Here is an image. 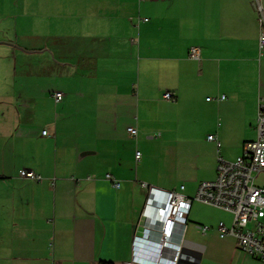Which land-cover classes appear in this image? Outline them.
Wrapping results in <instances>:
<instances>
[{
	"label": "crops",
	"instance_id": "0c3cea01",
	"mask_svg": "<svg viewBox=\"0 0 264 264\" xmlns=\"http://www.w3.org/2000/svg\"><path fill=\"white\" fill-rule=\"evenodd\" d=\"M151 31L158 32L154 49ZM259 36L254 0H0V41L25 50L0 45L15 61L17 52L46 56L43 69L26 78L60 81L46 90L18 85L15 66L0 71V264L130 263L146 199L141 183L183 186L193 197L201 182L215 179L219 158L234 162L257 140ZM192 47L199 62L188 57ZM153 50L158 114L146 118L142 105L156 109L140 98V65L157 59ZM55 92L64 95L59 103ZM99 110L105 119H97ZM179 139L186 142L181 150ZM22 170L42 181L20 178ZM194 204L179 264H204L185 246L190 230L210 233L206 249H239L234 238L218 237L219 223L230 226L232 215L219 209L224 215L203 235L197 226L207 225L190 221ZM235 264L263 263L244 254Z\"/></svg>",
	"mask_w": 264,
	"mask_h": 264
},
{
	"label": "built area",
	"instance_id": "2783aa9c",
	"mask_svg": "<svg viewBox=\"0 0 264 264\" xmlns=\"http://www.w3.org/2000/svg\"><path fill=\"white\" fill-rule=\"evenodd\" d=\"M262 0H254V8L260 22L259 49H264V7ZM188 57L200 61V50L192 47ZM56 103L63 100L60 92L53 93ZM222 96L221 99H224ZM164 99L173 100L171 93ZM258 137L256 141L244 144L241 155L234 162L218 159L216 177L212 181L201 182L193 197H186L182 191L164 190L141 183L146 190V199L141 211L139 230L132 240V259L126 264H179L182 257L183 242L187 232L188 216L193 202L214 207L232 215L230 226L219 223L218 236L221 239L231 237L237 242L239 250L264 264V186L256 183V177L264 172V98L258 99ZM131 137H136L135 128H128ZM46 135V131L43 132ZM159 134L147 137L156 139ZM208 141L216 142L214 135ZM136 153V160H140ZM19 177L42 181V177L29 170L19 172ZM105 179L116 189L121 181L111 174ZM203 234L208 227L197 226Z\"/></svg>",
	"mask_w": 264,
	"mask_h": 264
},
{
	"label": "rangeland",
	"instance_id": "374dc122",
	"mask_svg": "<svg viewBox=\"0 0 264 264\" xmlns=\"http://www.w3.org/2000/svg\"><path fill=\"white\" fill-rule=\"evenodd\" d=\"M152 33L151 39L148 40L147 38V45L150 44L149 47L154 46L151 43L158 44V32L151 31ZM147 47V49H149ZM18 58L16 61L13 59L11 51L9 48L0 45V56H7V58L3 59L0 57V71L3 72L4 70L11 72V68L14 66L16 67V73L18 74V85L24 83L26 85L45 88L46 90H52L55 87L60 85L59 78L57 76L52 75L51 77L46 76V74H40L36 77L26 78V72H36L43 69V65L45 64V57L42 55H35V56H23L20 53H16ZM153 58H157L155 60L147 59L141 62L140 69H141V91H140V98L143 101L146 98V103L151 104L152 108L154 107L156 111H149L148 109L143 111L142 105V114L145 115L146 118H152V114H158V55L153 50L151 53ZM149 57V56H148ZM25 76V77H22ZM13 83V79L11 78H4L2 84L6 86H10ZM47 103L46 99L41 100V102ZM52 111V109H51ZM44 110L39 112V118L44 114ZM97 119H105V116L102 115L104 111H95ZM73 114V113H72ZM84 116L87 117L86 111H84ZM177 146L178 150L182 149V145L186 144L182 139L175 141L174 143ZM200 146L205 147L203 141L200 142ZM159 175V174H158ZM256 183L258 185L264 186V172L259 174L256 177ZM224 214L220 212L217 208H211L209 206L199 204L195 202L194 210L192 217L190 218L191 223H200L205 224L208 228H212L217 222H219L220 218ZM227 216H225L226 218ZM199 218V219H198ZM227 219V218H226ZM260 221L264 222V217L259 219ZM212 233V232H211ZM210 235V233H209ZM209 235L207 238H209ZM219 237V236H218ZM203 237L199 232L195 230H190L187 239L185 241V246L189 249L188 252L200 255L203 258L204 264H235L237 263L241 256L244 257V254L240 252L239 249H206L207 247V239ZM212 243V242H210ZM234 258V262L232 263Z\"/></svg>",
	"mask_w": 264,
	"mask_h": 264
},
{
	"label": "water",
	"instance_id": "95a60500",
	"mask_svg": "<svg viewBox=\"0 0 264 264\" xmlns=\"http://www.w3.org/2000/svg\"><path fill=\"white\" fill-rule=\"evenodd\" d=\"M0 43H4V44H10V45H13V46H16V47H18V48H21V47H19L18 45H16V44H13V43H11V42H5V41H0ZM21 49H23V48H21ZM23 50H25V49H23ZM42 50H48V49H46V48H44V49H39V50H26V51H28V52H38V51H42ZM50 51V50H49ZM51 52V51H50ZM52 53V52H51ZM52 56H53V54H52ZM54 58V57H53ZM57 61V60H56ZM58 62V61H57ZM62 63H65V62H62Z\"/></svg>",
	"mask_w": 264,
	"mask_h": 264
},
{
	"label": "trees",
	"instance_id": "16d2710c",
	"mask_svg": "<svg viewBox=\"0 0 264 264\" xmlns=\"http://www.w3.org/2000/svg\"><path fill=\"white\" fill-rule=\"evenodd\" d=\"M100 264H112V263H108V262H102V263H100Z\"/></svg>",
	"mask_w": 264,
	"mask_h": 264
}]
</instances>
